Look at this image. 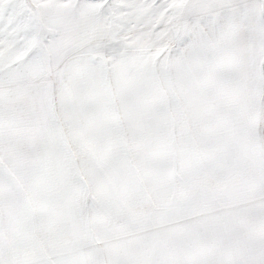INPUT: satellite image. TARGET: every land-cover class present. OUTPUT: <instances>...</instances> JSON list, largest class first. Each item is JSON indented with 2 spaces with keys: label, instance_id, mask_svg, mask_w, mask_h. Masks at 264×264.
Here are the masks:
<instances>
[{
  "label": "snow or ice",
  "instance_id": "obj_1",
  "mask_svg": "<svg viewBox=\"0 0 264 264\" xmlns=\"http://www.w3.org/2000/svg\"><path fill=\"white\" fill-rule=\"evenodd\" d=\"M0 264H264V0H0Z\"/></svg>",
  "mask_w": 264,
  "mask_h": 264
}]
</instances>
